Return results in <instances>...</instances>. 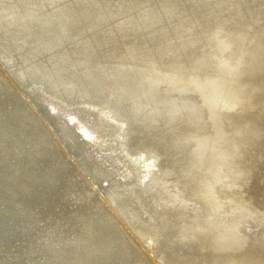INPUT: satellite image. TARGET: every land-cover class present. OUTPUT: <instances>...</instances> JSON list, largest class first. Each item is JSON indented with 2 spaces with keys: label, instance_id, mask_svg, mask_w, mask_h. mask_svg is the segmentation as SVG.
Returning <instances> with one entry per match:
<instances>
[{
  "label": "bare ground",
  "instance_id": "6f19581e",
  "mask_svg": "<svg viewBox=\"0 0 264 264\" xmlns=\"http://www.w3.org/2000/svg\"><path fill=\"white\" fill-rule=\"evenodd\" d=\"M0 41V264L264 263V0H0Z\"/></svg>",
  "mask_w": 264,
  "mask_h": 264
},
{
  "label": "water",
  "instance_id": "95a60500",
  "mask_svg": "<svg viewBox=\"0 0 264 264\" xmlns=\"http://www.w3.org/2000/svg\"><path fill=\"white\" fill-rule=\"evenodd\" d=\"M5 19H6V17H5ZM58 25L59 24H61L60 22H58L57 23ZM173 30H174V32H176V33H178V31H180L179 29H178V31H176V29H174L173 28ZM171 32L173 33V31L171 30ZM179 34V33H178ZM220 43V42H219ZM219 43H216V44H219ZM226 52H230V49L229 48H227V51ZM225 55H227V53L225 54ZM224 65V64H223ZM242 69V68H241ZM241 69L239 70H235V71H241ZM243 69H245V67H243ZM242 69V72H237V74L239 75V78H241V77H243L244 75H245V73L246 72H243V71H246V70H243ZM220 70H222V71H224V72H226V71H228V69L226 68V66L224 65L223 66V68L222 69H220ZM130 71V70H129ZM215 84L216 83H214L213 85L215 86ZM213 86V87H214ZM191 89V91L189 92V91H186L187 93L185 94V97H193V96H195V95H197V96H199L201 93L200 92H198V93H195V92H197L193 87H190ZM236 90V92L238 93V95L236 96L234 93V91L233 92H230V98L231 99H229V101H230V103H232V104H230L231 106H233V103H237V101H238V98H241L240 97V94H241V91H242V88L241 87H239V88H237V89H235ZM199 94V95H198ZM213 95V94H212ZM214 96H219L218 94H216V95H214ZM212 96H210V98H211ZM196 105H194V108L196 109V111H198V113H199V115H201L200 116V118H201V121H200V125H199V128H196V131H195V133L193 134L194 136H196L195 138V140H196V142L198 141V139H200V143H199V145H200V154H202V156H205V152H206V150H209V151H211L217 158H220V160H221V162L220 163H222V165H220V166H231V164L233 163L232 161H234L235 159V157H233L234 155H233V153H229V154H224V157L223 156H219V154H218V152H217V148L218 147H220V145H224V144H226L224 141V139H225V137H224V135H220L219 133H218V131H213V134H214V137H212V139H208V137L206 138H200V134H202L205 130V128L207 129V127H208V122H206L207 120H204L205 119V116L207 117V118H209L210 120H213V122H214V120H220V116L225 112V111H228V112H231L232 110V108H229V109H226L225 110V108H221V106H219V103H217V102H215L214 100H213V98L211 99V101H205V102H202V103H195ZM179 105H181V103H179ZM229 107V106H228ZM227 106H226V108H228ZM234 107V106H233ZM235 107H237L236 105H235ZM234 107V108H235ZM202 111H203V113H202ZM217 115V116H216ZM205 123H207L206 124V126H205ZM210 127H212V128H214V125L212 126L210 123H209V131L211 130V128ZM217 129V128H216ZM208 130V129H207ZM188 131H189V129H188ZM190 132V131H189ZM212 132V131H211ZM241 135H246L247 134V132H244V131H241V132H239ZM201 137H202V135H201ZM227 138V137H226ZM190 140H188V142H189ZM212 153H211V156L213 157V158H215V156H213L212 155ZM187 157H189V160H190V164H194L195 162H193V161H195V157H196V155L194 154V152H192V153H187ZM209 156H210V154H209ZM211 156L209 157L210 159H211ZM214 161H216V159H213ZM217 161H218V159H217ZM215 163H217V162H215ZM192 164V165H193ZM193 169H196V167H195V165H193ZM202 181V180H201ZM198 195H201V193H199ZM241 248H245V249H250V246H243V247H241ZM238 249H240V248H237L235 251H231V253H234V252H236ZM222 251V250H221Z\"/></svg>",
  "mask_w": 264,
  "mask_h": 264
},
{
  "label": "rangeland",
  "instance_id": "374dc122",
  "mask_svg": "<svg viewBox=\"0 0 264 264\" xmlns=\"http://www.w3.org/2000/svg\"><path fill=\"white\" fill-rule=\"evenodd\" d=\"M261 31L260 30H258L256 33H260ZM0 44H1V46H0V58H1V61H0V65H2L3 67H5L6 69H8L7 71H10V73L12 74L13 72H14V74H12V77L13 78H15V80L16 81H18L17 83L18 84H16L15 83V85H17V87L19 88V89H17V87L16 88H14L13 89V91H16V92H19V91H21L20 93L22 94V95H24L25 97H28V95H30V94H37V93H39L40 91H38L39 90V88H35L34 89V87H36V86H32V87H30V88H27V86L26 85H24L23 84V82H21L20 80H19V78L16 76V75H18V72H16V71H19L18 69H19V61H20V59H19V56H17V55H14L13 56V54H11V53H9V55H12L13 56V58L11 57L10 59L12 60V61H10V63L12 64H6V62L8 61V60H6L5 59V57L7 56V54H4V53H2V50H4L5 48H6V41L4 42H2V41H0ZM2 47V48H1ZM5 51V50H4ZM3 54V55H2ZM14 59V60H13ZM16 59V60H15ZM2 60H4L5 61V63H4V61L2 62ZM2 62V63H1ZM18 62V63H17ZM3 64H5V65H3ZM14 64V65H13ZM16 65V66H15ZM15 66V67H14ZM8 67V68H7ZM10 67V68H9ZM13 67H14V69H13ZM10 69V70H9ZM15 69H16V71H15ZM3 80V79H2ZM20 84V85H19ZM24 87L28 90V91H26L25 89H24ZM31 88H33V89H31ZM22 89V90H21ZM24 91V92H23ZM30 98V97H29ZM28 98V100H29V102H28V105H31L30 103V99ZM41 112V111H40ZM226 117V116H225ZM223 120V119H222ZM224 120H226V119H224ZM227 122H228V120H226ZM137 133V134H136ZM135 134H136V137L135 138H137L138 139V144H139V146H141V147H148V149L145 147L144 148V150L146 149V153H147V156H152L153 154H154V148H156L157 147V145H156V143H157V141H155V139L153 138V137H146L143 133H141V131H139L138 130V132L136 131L135 133H130V137H133V136H135ZM141 135V136H140ZM147 139V140H146ZM152 139V140H151ZM129 140H132L131 138H129ZM154 140V141H153ZM235 140H237V141H239L237 138H235ZM149 141H150V143H149ZM155 142V143H154ZM142 143V144H141ZM141 144V145H140ZM152 145V146H151ZM155 145V146H154ZM240 146L241 147H244L245 148V150H246V148L248 149V146L249 145H247V144H243V143H241L240 144ZM122 149H123V146L121 147ZM120 149V148H119ZM140 149H138V151H139ZM124 151V150H123ZM122 151V152H123ZM135 151V150H134ZM151 152H153V153H151ZM107 168L109 169L110 168V166H107ZM89 169H92L91 171H92V173L94 172L93 171V168H91V167H89ZM95 170V169H94ZM93 175H96L95 174V172L93 173ZM106 185H109V182L107 181V183H106ZM172 185V182H170L169 183V186H171ZM242 189H244V190H242ZM248 186H246V187H244V188H241V190H240V193L242 194V195H244V193L245 194H247V191H248ZM101 190H102V193H104V194H106V192H108L107 191V189L106 188H104V187H102L101 188ZM105 191V192H104ZM110 193H112V191L110 190L109 191ZM151 193H155L156 191H154V189L152 190V191H150ZM111 195V197L113 198H115L116 196H114L113 195V193L112 194H110ZM113 195V196H112ZM221 196L222 197H226V196H230V194L229 193H226V191H221ZM246 196H247V198L249 199L250 197L248 196V195H244V197L246 198ZM134 199H136L135 200V204H137L138 206H140L141 208H142V210L144 211V212H147V211H150L152 208H154V207H156V205L158 204L157 202H155V201H150V200H148V199H146V198H144V197H137V196H135L134 197ZM140 201V202H139ZM156 204H155V203ZM141 204V205H140ZM158 206V205H157ZM258 206H260V205H258ZM115 207V206H114ZM116 208V207H115ZM118 208V207H117ZM159 208H161V206L159 207ZM121 231H122V234L124 235V236H126V238L128 239V240H130V238L128 237V235H126L127 233L126 232H124L122 229H120ZM119 238V237H118ZM120 242H121V238H119L118 239ZM117 240V241H118ZM117 241L115 242V244H114V247L115 248H118V247H120V245H121V247H124V246H126V244L125 243H120L119 241H118V243H117ZM131 242H132V240H131ZM133 243V242H132ZM118 245V246H117ZM117 246V247H116ZM125 248V247H124ZM261 264H264V263H261Z\"/></svg>",
  "mask_w": 264,
  "mask_h": 264
}]
</instances>
